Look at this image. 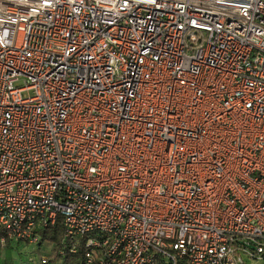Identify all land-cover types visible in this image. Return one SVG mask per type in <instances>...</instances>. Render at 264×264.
<instances>
[{
  "label": "built area",
  "instance_id": "built-area-1",
  "mask_svg": "<svg viewBox=\"0 0 264 264\" xmlns=\"http://www.w3.org/2000/svg\"><path fill=\"white\" fill-rule=\"evenodd\" d=\"M58 219L85 264H264V0H0V246Z\"/></svg>",
  "mask_w": 264,
  "mask_h": 264
},
{
  "label": "trees",
  "instance_id": "trees-1",
  "mask_svg": "<svg viewBox=\"0 0 264 264\" xmlns=\"http://www.w3.org/2000/svg\"><path fill=\"white\" fill-rule=\"evenodd\" d=\"M41 234V246L42 244L51 245V253L48 256L53 257V261L59 264H85L83 262L84 251L79 244L76 245L77 251L71 254L70 248L74 245L71 241L67 240L63 236V229L61 226V219L55 227L48 228L40 232ZM9 246V243L4 247ZM3 264H9L4 262Z\"/></svg>",
  "mask_w": 264,
  "mask_h": 264
},
{
  "label": "rangeland",
  "instance_id": "rangeland-1",
  "mask_svg": "<svg viewBox=\"0 0 264 264\" xmlns=\"http://www.w3.org/2000/svg\"><path fill=\"white\" fill-rule=\"evenodd\" d=\"M51 245L41 246L11 242L7 247L0 246V264H35L42 255L51 253ZM59 264V263H58ZM249 264H253L249 262Z\"/></svg>",
  "mask_w": 264,
  "mask_h": 264
}]
</instances>
